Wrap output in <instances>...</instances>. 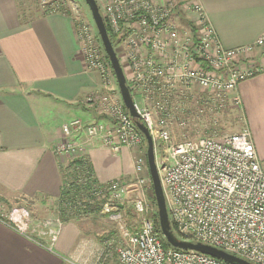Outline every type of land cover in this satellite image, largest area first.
Listing matches in <instances>:
<instances>
[{"label":"built area","instance_id":"obj_1","mask_svg":"<svg viewBox=\"0 0 264 264\" xmlns=\"http://www.w3.org/2000/svg\"><path fill=\"white\" fill-rule=\"evenodd\" d=\"M41 1L46 5L47 0ZM96 2L116 53L120 51L127 61L131 75L127 86L139 121L149 130L154 144L162 142L166 158L157 167L169 219L179 240L210 246L251 264H264V169L250 131L244 128L234 134L176 144L171 140L174 122L187 127V120L178 117L190 111L191 103L209 110L240 105L239 99L232 97L240 83L264 71V63L254 60L257 49L264 47V38L252 45L225 48L199 0ZM178 10L195 14L191 28L182 26ZM76 32L88 69L105 80L109 92L102 95L100 109L110 119L107 123L64 124L52 153L57 158L87 162L88 145L106 148L115 155L125 148L140 147L146 141L143 134L122 97L110 88L109 75L114 77V72L109 73L111 64L107 67L100 59L87 27ZM74 168L81 174L76 179L79 187L95 180L87 166L74 164ZM149 182L152 186L151 179ZM99 186L92 187V193L100 197V190H105L109 197L105 211L109 213L114 208L111 203L127 186L120 179L103 189ZM147 208L144 200L136 201L138 215H145ZM10 221L20 234L28 232L25 211L14 210ZM125 236L118 264H228L200 252L166 247L164 236L150 219L143 220L137 232ZM107 261L108 255H104L99 263Z\"/></svg>","mask_w":264,"mask_h":264},{"label":"crops","instance_id":"obj_2","mask_svg":"<svg viewBox=\"0 0 264 264\" xmlns=\"http://www.w3.org/2000/svg\"><path fill=\"white\" fill-rule=\"evenodd\" d=\"M199 2L225 48L264 38V0ZM177 12L182 26L191 28L195 14ZM255 56L264 63V47ZM97 88L98 76L88 69L70 15L55 11L26 18L17 0H0V264H97V249L92 254L82 229L54 215L64 173L81 159L67 163L70 158L52 153L63 124L108 121L84 102ZM232 97L240 101L264 169V71L240 83ZM87 147L86 161L101 185L136 171L134 149L115 155ZM16 206L30 211L28 229L36 234L23 236L9 226V209Z\"/></svg>","mask_w":264,"mask_h":264},{"label":"rangeland","instance_id":"obj_3","mask_svg":"<svg viewBox=\"0 0 264 264\" xmlns=\"http://www.w3.org/2000/svg\"><path fill=\"white\" fill-rule=\"evenodd\" d=\"M17 1L23 17H38L49 9L70 15L75 23V27L77 30L83 27H87L92 37L93 45L96 48L100 59L108 67V63L110 64V61L104 50L102 41L93 21L91 11L85 1L47 0L46 5H44L41 0ZM81 46L83 47V43L81 44ZM117 55L122 63L127 83L130 85V82H128V80L131 79V76L127 61L122 55H120V51H118ZM112 72L113 70L109 71V73L111 74ZM95 74L98 76L99 88H97L91 94L87 95L84 98V102L91 109L97 110V113H99V115H101L104 120H109L110 116L106 115L104 110L100 109V99L102 95L107 94L109 91L107 90L103 77H101L99 73ZM109 79L110 88H112L115 94L121 97L115 76L113 77L112 75H109ZM192 104L193 103L190 104V111L186 115H180L178 117L180 119L187 120V127L183 128L179 125L178 122H174L171 128V140L175 144L184 142L186 140H197L203 137H218L225 134H234L246 128L242 112L237 106L229 104L225 108H220V110H209L202 104H199L198 106L194 105V107ZM201 110H203V112H201ZM134 150L136 151V154L134 156L135 165L137 166L136 171L133 172V175L126 177V179H120V182H123L124 185L127 186V188H125L120 197L113 200L114 202H112L111 204L114 208L111 212L107 213L105 211L106 200H109V197L107 199V194L105 193V190L103 188V190H100L103 191L100 197L94 195L91 188L90 192L84 191L81 193H77L73 197L77 201V203L73 199V202L71 201L67 205L61 207L59 202L54 210V215L59 219L61 224L71 222L75 223L86 234V237L89 240V246L92 249V254H94V250L92 247H95L97 249L95 250V252L97 253L96 257H99L97 264H100V258L105 254L108 255V264H111L113 260L115 262L114 264H118V250L124 247L127 241L125 234L127 232H137L140 229L143 220H154L156 217V213L158 212L153 193V187L149 182L150 174L147 164L146 141L140 147ZM155 156L157 164L159 163L158 165L160 167L162 160L166 158V154L164 152L162 142L159 140H157L155 143ZM70 159L71 160H69L67 163L77 160L76 158ZM138 161H142V163H138ZM77 173L78 172L75 171L74 168L73 172L71 170H67L64 174L68 180H71L74 178V176L76 177ZM141 180L144 181L145 184L140 186L138 182ZM139 199L144 200V202L148 205L147 213L145 215H138L135 209V203ZM89 203H92L95 207H101V210H96L92 213L86 214L84 205ZM74 204H76V206H74ZM109 206L111 205L109 204ZM14 210L25 211L28 214L27 226L29 227V223L31 222L30 211L27 208L16 206L12 210L9 209L10 215ZM65 211L66 217L63 218L61 215ZM7 220H9V222L11 223L9 216ZM9 226L12 228L11 224H9ZM34 227L35 225H33V228ZM36 231L37 230L35 229L33 234H36ZM33 234L31 230H29L26 234L21 235L31 236ZM100 253L102 254L99 255ZM71 264H76V262L71 261Z\"/></svg>","mask_w":264,"mask_h":264},{"label":"water","instance_id":"obj_4","mask_svg":"<svg viewBox=\"0 0 264 264\" xmlns=\"http://www.w3.org/2000/svg\"><path fill=\"white\" fill-rule=\"evenodd\" d=\"M85 3L88 5L93 21L97 28L98 34L102 41L104 50L106 55L110 61L111 67L114 72L115 79L118 84V88L124 103L125 108L128 110L130 115L136 121V125L139 131L143 134L146 143H147V164L149 168L150 179L152 181L154 197L157 205L158 210V217L160 223L161 233L165 238L167 244H169L172 248L180 249V250H192L195 252H200L211 257L217 258L222 260L228 264H251L241 258H238L234 255L225 253L218 249H215L210 246L202 245V244H194L187 241H181L177 237L173 235L171 232V223L168 215L166 199L164 196V191L161 183V179L159 176V171L156 163V156H155V144L153 137L151 136L149 130L146 126L139 121V115L135 108V104L133 101V97L131 95L130 89L127 86V79L111 38L109 36L105 21L103 16L100 12L99 6L96 0H84Z\"/></svg>","mask_w":264,"mask_h":264},{"label":"trees","instance_id":"obj_5","mask_svg":"<svg viewBox=\"0 0 264 264\" xmlns=\"http://www.w3.org/2000/svg\"><path fill=\"white\" fill-rule=\"evenodd\" d=\"M84 1V0H83ZM107 30H108V27H107ZM112 41V40H111ZM136 122V121H135ZM141 123V122H140ZM77 165H80L82 167L84 166H87V168H89L88 170L94 175L93 173V170L91 168V165L90 163L87 161V162H80L79 164ZM81 174L78 172L76 174V178L74 176L73 179L71 180H68V179H65V182L63 184V187L61 189V196H60V206L63 207L64 205H67L69 202H71L74 198V196L77 194V193H81V192H90L91 191V188L94 186V185H100L97 181V179L95 178V180L92 182H88L86 184V187H79L77 185V181L76 180L78 177L77 176H80ZM81 177V176H80ZM72 181H74L73 183H71ZM99 187H105V185H102V186H99ZM75 200V199H74ZM73 200V201H74ZM72 201V202H73ZM75 202L77 203V201L75 200ZM72 205V204H70ZM74 206H76V204H74ZM84 210L86 212V214H89V213H92L96 210H101V207H95L93 206L92 203H89V204H85L84 205ZM63 218L66 217V211L62 213L61 215ZM154 222V225L156 227V230L161 233V229H160V223H159V217H158V212L156 213V217L155 219L153 220ZM171 223V222H170ZM171 232L173 233V235L177 238H179V236L177 235L176 231H175V227L173 226V224L171 223ZM165 246L166 247H171L169 244H167V242L165 241Z\"/></svg>","mask_w":264,"mask_h":264},{"label":"bare ground","instance_id":"obj_6","mask_svg":"<svg viewBox=\"0 0 264 264\" xmlns=\"http://www.w3.org/2000/svg\"><path fill=\"white\" fill-rule=\"evenodd\" d=\"M114 74V73H113ZM80 161V160H79ZM77 163H78V160H77ZM154 193V192H153Z\"/></svg>","mask_w":264,"mask_h":264}]
</instances>
